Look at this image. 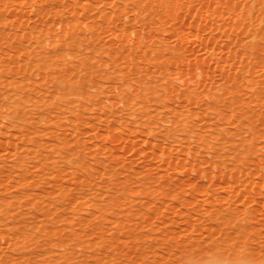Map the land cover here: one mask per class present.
Listing matches in <instances>:
<instances>
[{"label":"rangeland","instance_id":"374dc122","mask_svg":"<svg viewBox=\"0 0 264 264\" xmlns=\"http://www.w3.org/2000/svg\"><path fill=\"white\" fill-rule=\"evenodd\" d=\"M0 264H264V0H0Z\"/></svg>","mask_w":264,"mask_h":264},{"label":"bare ground","instance_id":"6f19581e","mask_svg":"<svg viewBox=\"0 0 264 264\" xmlns=\"http://www.w3.org/2000/svg\"><path fill=\"white\" fill-rule=\"evenodd\" d=\"M260 159V158H259ZM256 164V163H255ZM258 164V163H257ZM259 165V164H258ZM257 166V165H256ZM259 167V166H258Z\"/></svg>","mask_w":264,"mask_h":264}]
</instances>
